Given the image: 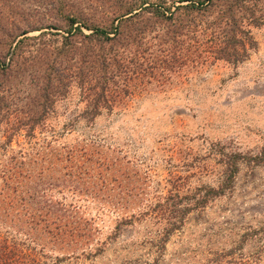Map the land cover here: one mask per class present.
<instances>
[{"label": "rangeland", "instance_id": "1", "mask_svg": "<svg viewBox=\"0 0 264 264\" xmlns=\"http://www.w3.org/2000/svg\"><path fill=\"white\" fill-rule=\"evenodd\" d=\"M147 2L169 10L0 0V240L31 264H264V0L231 20L223 0ZM65 14L118 33L98 49L67 36ZM25 27L7 65L21 35L8 49L5 34ZM227 151L242 156L231 188L161 241L164 217L139 213L176 176L182 205L215 186Z\"/></svg>", "mask_w": 264, "mask_h": 264}, {"label": "trees", "instance_id": "2", "mask_svg": "<svg viewBox=\"0 0 264 264\" xmlns=\"http://www.w3.org/2000/svg\"><path fill=\"white\" fill-rule=\"evenodd\" d=\"M48 5H51L52 8H55L57 11L62 8L64 0H47ZM100 5L103 2L113 1L115 3H118L119 5H123V10H121L120 14L116 16V19L120 20V18L126 14H129L132 10H141L144 8H148L147 6H152V4H148L147 1L149 0H94ZM178 2L182 1H188L185 4L182 5H176L174 6V9L176 8H188V9H199L209 3H211L212 0H177ZM229 0H223L222 3V12L227 14L229 16V19L234 16V14L241 9H245L246 6H244L240 0H234V4L228 3ZM147 3V5H144ZM249 8V7H248ZM169 10L168 7H165L163 3L154 4L151 8V14L150 17L153 16L154 18H158V15L162 14V11ZM250 13V9H247ZM172 11L169 13L171 14ZM136 12H133L132 14H135ZM128 15L127 17H129ZM65 22L67 25V36H74L79 33L82 38L88 39L87 42L93 41V46H96L98 49L101 48V45L103 41L112 40L118 33L117 24L115 26H111L110 30L113 31H107V29L99 28L95 26H89L85 25V23H81L80 21H76L78 19L76 15H64ZM126 18V17H125ZM83 27L87 30H90V32L87 35H84L80 27ZM30 27H25L20 31L19 33L10 34V30L8 29V33H6V37L9 38L8 42V49L10 48L12 42L14 41V38L17 36H20V38H17L13 43V46L11 48V51L9 53V56L7 58V65H10V61L12 58L15 57L17 52L20 50V43L22 39H24V35L27 30H29ZM109 32H112V35H108ZM237 41V42H236ZM230 45L231 44H237L240 41L237 40L234 36H232L229 39ZM87 47V46H85ZM89 48V47H87ZM1 65V64H0ZM6 65V66H7ZM95 78V77H94ZM87 111L83 112L85 114ZM89 117H93L98 112L96 111L95 105H93L88 111ZM264 150L259 149L258 155H262ZM224 163V170L222 172V176L220 178V181L217 182L215 186L210 185H201L199 187H195L194 191L192 193L184 194L182 195V198L188 200L186 203H183V205L180 203L181 198H178V195L180 193L179 186H180V176H176L175 178L169 180V185L167 189V194L163 195L160 199V201L154 202L151 206H148V209H145V211H142L139 213V215L147 214L148 212L155 210V213L160 215L161 217H164L166 220L167 226L165 227V232L162 235V238H160L161 241L165 239V236L168 232H171L172 230L176 229L182 222V216L185 212L191 209H196L199 207H202L205 205V203L217 196L223 195L226 191H228L231 188V183L233 181V176L235 174L236 168H237V156H242L240 153H233L230 151L221 153ZM155 208V209H154ZM21 243V242H20ZM17 242L9 241L6 238H2L0 240V264H31L35 261L36 253L34 250L29 248L27 245H22L20 248L17 246ZM24 244V243H21Z\"/></svg>", "mask_w": 264, "mask_h": 264}]
</instances>
